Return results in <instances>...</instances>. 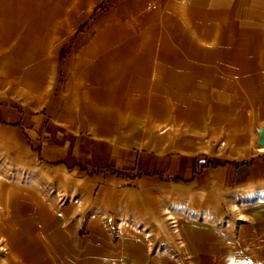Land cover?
I'll return each mask as SVG.
<instances>
[{"label": "crops", "instance_id": "0c3cea01", "mask_svg": "<svg viewBox=\"0 0 264 264\" xmlns=\"http://www.w3.org/2000/svg\"><path fill=\"white\" fill-rule=\"evenodd\" d=\"M159 2L151 15L163 30L152 37L153 48L145 47L151 65L139 77L150 82L131 79L130 68L95 64L88 94L99 105L85 114L61 110V102L17 108L0 94V152L38 161L60 173L63 185L83 188L75 195L84 203L76 212L84 232L76 247L107 242L104 218L116 223L151 213L169 192L186 210L207 205L206 222L175 211L180 229L206 247L208 264H264V146L256 143L264 125V0ZM108 15L120 22L112 10L96 23ZM139 90L149 97L142 135L121 138L93 122L96 110L109 116L101 112L103 98ZM164 124L172 125L170 135ZM235 202L245 216L228 212L231 205L237 215ZM230 246L233 258L226 256Z\"/></svg>", "mask_w": 264, "mask_h": 264}, {"label": "rangeland", "instance_id": "374dc122", "mask_svg": "<svg viewBox=\"0 0 264 264\" xmlns=\"http://www.w3.org/2000/svg\"><path fill=\"white\" fill-rule=\"evenodd\" d=\"M157 1L160 4V0H0V36L3 35L0 71L4 70V75L0 73V94L17 108L34 110L61 102V110L70 114L79 110L85 114L89 108L99 105L88 94L94 73L93 68L87 69L85 65L94 63L93 56L100 53L103 57L101 65L97 62L99 69L102 66L125 71L130 68L131 79L150 82L148 76L139 77L141 68L148 70L151 65L152 57L146 48H153L152 37L163 30V24L159 29L157 19L151 15ZM91 6L93 10L88 18L80 20ZM112 10L118 11L121 18L107 37L109 46L104 42L107 38H103L91 50L93 37L87 39L88 33ZM48 45L52 52L46 58ZM48 58L53 82L45 98L20 96L9 74L17 69L43 72L42 62ZM80 60L84 67L79 71L76 67ZM81 72L82 80L77 77L81 84L77 100H63L66 96L63 95L70 93L68 82L75 77L74 73ZM108 86V90L115 89L114 81ZM117 95L103 98L101 112H109V116L104 117L96 110L93 122L108 124L118 137L135 139L146 126L143 116L149 97L142 96L141 90L130 97L123 91ZM86 118L91 120L88 115ZM215 152L221 154L219 150ZM57 175L61 174L38 161H19L0 152V264H208L206 247L196 246L188 230L181 229L179 240L183 242L179 245L158 224L157 212L162 206L182 211L199 222L211 220L206 204L186 210L177 193L163 192L158 208L140 217L119 218L116 223L110 217L104 218L102 225L108 241L76 247L75 240L84 235L77 230L80 217L76 212L83 210L84 203L77 201L75 195H81L83 188L67 181L63 185ZM226 207L230 208L228 212L233 218L241 216L235 214L231 205ZM105 219L109 229L104 226ZM120 222L124 225L118 229ZM144 232L152 235L147 237ZM231 236L236 242L237 234ZM233 254L235 247L230 246L226 256L233 258Z\"/></svg>", "mask_w": 264, "mask_h": 264}, {"label": "bare ground", "instance_id": "6f19581e", "mask_svg": "<svg viewBox=\"0 0 264 264\" xmlns=\"http://www.w3.org/2000/svg\"><path fill=\"white\" fill-rule=\"evenodd\" d=\"M6 10V9H4ZM92 6L88 9L87 13L83 19H87L90 12H92ZM108 15L107 17H104L99 23H96L95 28L93 31L89 32L87 35V39H90L93 37V43L91 50L95 48L98 44H100V40L103 38H107L109 36V33L111 34V30L118 24L117 18H111ZM97 31V34H94V32ZM0 36V38H2ZM108 40V38H107ZM105 40L107 46H109L110 42L109 40ZM81 41L80 43H82ZM0 41V45H1ZM98 47V46H97ZM1 49V48H0ZM51 45H48L46 49V58L51 54ZM101 54V53H100ZM96 54L93 56V61L94 63H91L90 65L86 63V68L87 69H94L95 64H98L97 62H101L102 55ZM98 55V56H97ZM98 59V61H96ZM81 62V60H80ZM83 66V62L81 63ZM41 69H43V72L39 71H23V70H15L14 72L12 71L9 76L11 77L10 80H14L16 82V85L18 86V93L20 96H34L37 95L39 98L44 99L46 96L47 91L49 90V87L52 85V78L50 73L52 72V69L50 67V59H45V61L42 62ZM84 67V66H83ZM76 69H79L78 66ZM92 69V70H93ZM3 69L0 71L2 75H4ZM74 78H71L70 81L68 82V90L69 94H64L63 96L66 95L67 100H77L78 98V86L80 85V82L78 80H82L83 76L79 74L74 73ZM78 77V80H77ZM70 95V96H69ZM68 100V101H69ZM168 129L167 135H170L172 133V125L169 126L168 124H164L161 126V130L163 132ZM233 209L236 211L237 214L241 216H245L243 212L240 210L241 207L238 202H235L233 204ZM240 210L241 212H238ZM157 221L161 229L166 233V235L173 241L176 242V244L182 243L183 241H180L179 239L181 238V229L179 227V214L169 208L168 206H162L161 209L159 208V211L157 212ZM124 225V224H123ZM160 229V230H161ZM138 231H142L137 229ZM147 237L151 236V232H144ZM180 245V244H179ZM182 246V245H181Z\"/></svg>", "mask_w": 264, "mask_h": 264}, {"label": "water", "instance_id": "95a60500", "mask_svg": "<svg viewBox=\"0 0 264 264\" xmlns=\"http://www.w3.org/2000/svg\"><path fill=\"white\" fill-rule=\"evenodd\" d=\"M256 143L258 146H264V125L257 126Z\"/></svg>", "mask_w": 264, "mask_h": 264}, {"label": "built area", "instance_id": "2783aa9c", "mask_svg": "<svg viewBox=\"0 0 264 264\" xmlns=\"http://www.w3.org/2000/svg\"><path fill=\"white\" fill-rule=\"evenodd\" d=\"M104 226L107 228V229H109L110 228V226H109V224H108V221L107 220H105V222H104ZM123 226V223H122V225H121V222L119 223V228L118 229H120V227H122Z\"/></svg>", "mask_w": 264, "mask_h": 264}]
</instances>
